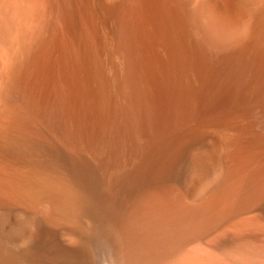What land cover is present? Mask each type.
I'll return each instance as SVG.
<instances>
[{
    "label": "bare ground",
    "instance_id": "6f19581e",
    "mask_svg": "<svg viewBox=\"0 0 264 264\" xmlns=\"http://www.w3.org/2000/svg\"><path fill=\"white\" fill-rule=\"evenodd\" d=\"M0 264H264V0H0Z\"/></svg>",
    "mask_w": 264,
    "mask_h": 264
}]
</instances>
